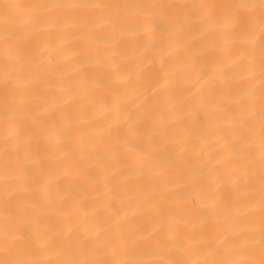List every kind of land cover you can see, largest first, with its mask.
<instances>
[{"label":"bare ground","instance_id":"bare-ground-1","mask_svg":"<svg viewBox=\"0 0 264 264\" xmlns=\"http://www.w3.org/2000/svg\"><path fill=\"white\" fill-rule=\"evenodd\" d=\"M0 264H264V0H0Z\"/></svg>","mask_w":264,"mask_h":264}]
</instances>
